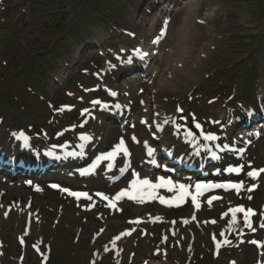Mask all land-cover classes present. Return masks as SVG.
Wrapping results in <instances>:
<instances>
[{
    "label": "rangeland",
    "instance_id": "rangeland-1",
    "mask_svg": "<svg viewBox=\"0 0 264 264\" xmlns=\"http://www.w3.org/2000/svg\"><path fill=\"white\" fill-rule=\"evenodd\" d=\"M149 3V0H0V119H3L0 142L10 145L11 133L23 128L28 130L31 126L38 129L39 125L50 120L49 109L39 96H45L53 102L54 107H59L60 103H71L63 91L80 94L72 82L78 81V86H81V82L93 84L92 71L102 67V58L98 54L100 49L110 57L108 50L118 51L122 46L133 48L139 45L137 35L131 39L124 32L134 30L139 19L145 15L151 17L150 20L155 19L153 34L161 29L165 20L169 21L167 31L171 33L169 40L161 47L150 48L151 52L158 51L159 55L141 62L134 60L133 64L108 77L111 85L120 88V93L133 89L148 100L145 107L139 106L136 100V119L133 120V113H129L124 120L127 122L125 127H129L132 121L137 125L140 115H147L151 120L153 110L160 114L159 120L165 122L174 114L176 103L197 112L200 117L214 118L227 108L240 110L239 106L255 105L254 99L264 79V0H201L198 18L192 20L194 27L190 24L182 26L179 16L186 7L182 3L180 6L173 7L172 4L163 7L165 1L162 0L158 4L159 13L154 9L150 12L145 10ZM118 8L113 15L109 14V10ZM188 9L184 10L185 14ZM200 18L206 20V24H198L197 19ZM175 49L184 51H177L183 58L173 56ZM177 61L180 62L177 64ZM142 66L146 67L141 72ZM132 75L139 82L145 78L147 88L143 87V92L136 87L139 85L127 82L129 77L133 78ZM59 76L64 83L57 86L54 79ZM6 101L11 103L7 105ZM153 101L157 103L154 109ZM65 118L69 121L73 117ZM118 119L121 120V117ZM109 124L116 128L107 134L105 148L118 133L120 125ZM231 130L232 122L227 126V132ZM170 136L166 127L164 137L172 142ZM248 140L250 151L244 156L234 157V153H229L224 158L242 161L247 167L264 165V136L257 143L253 139ZM238 142L241 143L240 140ZM200 144L197 141L196 146ZM257 144L261 146L257 148ZM180 147L185 148L182 143ZM237 147L241 148L240 145ZM215 168L214 165L211 167L212 170ZM99 173L89 181L93 182V187L107 189L103 182L94 183L104 177ZM60 176L76 185L81 184L77 176L70 172ZM36 179L42 181L39 177ZM6 192L0 190V196L6 201L12 200L16 204L15 209L24 208V193H30L29 189H21V193L14 190L9 195ZM43 193L32 194V215L36 216L39 211L38 220L30 222L23 218V212L15 209L5 217L0 213V264H17L23 256L24 264H42L43 258L44 264H90L92 260L95 264H185L184 261L186 264H254L256 259L264 256V251L257 252L247 244L248 239L236 237L235 234L232 236L235 241L232 248L222 249L217 254L209 241L212 230L207 226L191 229L188 237L192 241L185 237L187 242L166 234L169 239L167 245H161L156 230L149 228L145 238L138 235L131 237L121 243L114 255L105 254L103 245L111 234L125 225L126 216L139 212L132 211L131 205H126L121 214L109 216L102 237L92 242L94 225L101 224L94 213H81V217L73 203H68L54 192L45 190ZM254 193L249 203L259 206L264 200V185ZM243 198L250 201L246 195ZM237 199L238 196H227L225 202L233 204ZM61 205L63 211L57 207ZM150 211L163 212L168 218H173V211L176 210L174 207H159ZM56 217L57 224L53 222ZM80 221L82 228L77 229ZM171 226L178 225H170L166 221V227ZM224 227L229 234L235 228L241 230L239 226L229 227L226 224ZM163 228L161 222L159 229ZM22 236L24 243L19 239ZM175 240H179L181 246ZM34 245L39 247L40 254L34 250ZM157 248L166 254L154 253L153 250ZM94 250H99L97 256L92 254Z\"/></svg>",
    "mask_w": 264,
    "mask_h": 264
},
{
    "label": "snow or ice",
    "instance_id": "snow-or-ice-1",
    "mask_svg": "<svg viewBox=\"0 0 264 264\" xmlns=\"http://www.w3.org/2000/svg\"><path fill=\"white\" fill-rule=\"evenodd\" d=\"M169 21L165 20L164 21V25L161 27L159 34L155 36V38L152 40V44L153 45H159L161 43V41L163 39L166 38L167 35V26H168ZM123 51V50H122ZM135 56L139 57L141 60H147L149 59L152 55H159V52H155V53H150L148 51H142L141 49L137 48L134 50ZM119 58V57H118ZM127 64L131 65L134 63V57L133 56H128L127 58ZM112 67H115V65H112ZM141 92H143V89H140ZM118 93L115 91L111 92L112 96H116ZM94 105H100L102 108H108L109 105L107 103H102L100 100H95L92 102ZM141 103H143V101H141ZM121 105L120 104H116L115 108H120ZM182 111V110H181ZM84 112H88V109H84ZM168 121H165V123H167ZM219 123V122H216ZM176 127L179 129L181 127V125H176ZM195 127L197 129L201 128V125L199 123H197L195 125ZM15 135V134H14ZM188 137H191L193 139V141H195V134L192 131H188L187 133ZM201 136H203V139L206 141H216L218 139V136L215 135L212 132H203L201 131L200 133ZM19 138L22 139L24 141V144L27 145L28 143V136L24 135V133H20L19 134ZM91 137L87 136V135H82L81 139L84 140H88ZM133 139H135V137H133ZM81 147H83V145H81ZM225 148L228 147V145H224ZM240 151H243V149H240ZM149 155H152L153 150L151 148L148 149ZM118 153H123L124 156H128L129 152L128 149L125 146V142L123 139L120 140V142L118 144L115 145L114 150L105 153V154H101L100 156L96 157V161L94 162L93 165H91L88 169H85L84 171L90 172L92 171L97 164L100 163L101 160H113L114 157L118 154ZM48 155H53L52 152H49ZM69 156H76V155H82V153H75V152H70L68 153ZM213 155L215 156V153H213ZM109 168L113 167L112 164L108 165ZM243 165L238 166V167H232L227 169V171L230 172H236L239 173L243 170ZM121 171H124V169H121ZM264 173V168H252L250 171H247L246 175L250 178H252V180H256L258 177H260V175ZM133 176L137 177L136 179H133L130 182V187L129 188H124L121 191L117 192L114 196H109L104 192H96L95 196L99 197L101 200L103 201H107L108 203V207L112 208V209H116L117 208V202L122 200L123 198L127 197L129 200H133V201H141L143 202V200L145 198L147 199H154L155 198V190L159 189V188H166L169 192H172L173 190L177 191V194L175 196H173L170 199H165L164 197H160V202L162 204H182L185 202L187 197L191 198V202L193 203V205H195L196 208L200 207V202H199V197L203 196L205 192L209 191L210 189H225V190H232L234 189L237 193L240 192V190L242 188L245 187V182L243 180L239 181V182H233L231 180L228 181H224V182H219V183H215L213 181H198L195 185V191H190V188L192 187L191 185L188 184H184V183H179V182H174L170 177L169 178H165L163 176L159 177V182L158 183H153L150 179L148 178H143L140 179L139 178V174L133 172L132 173ZM52 188L54 189H59L62 192L66 193L68 196L70 197H74L77 200H80L81 198L87 199L89 201H91L93 199V197L88 193V192H83V191H74L70 188L67 187H61V185L59 184H53L51 185ZM257 187V184L253 183L250 186L247 187V191L251 192L253 189H255ZM40 189L37 187V191H39ZM217 199H221V197L218 196H210L208 198V204H212V202L214 200ZM249 199H251V196H249ZM228 212H230L232 214L231 220L232 223H235L237 221V213H243L244 214V223L245 225L251 229V231L255 232L256 228L253 227L251 221H250V217L256 215V213L254 212L253 209L251 208H247L245 209L242 205L241 206H236V207H230L228 209ZM228 213H224L223 215H227ZM8 213L5 212V216H7ZM261 215H264V213H262ZM156 220L161 219L160 217H156ZM193 220L196 219L195 216L192 217ZM135 223H140L139 218H137L136 221H134ZM185 223H187L188 221L185 220ZM212 223H215V221H212ZM260 228H264V223L260 224ZM134 231V229L132 230H126L124 232H121L119 235H117L113 240H112V244L115 246L116 242L118 240L121 239V237L126 236V235H131V232ZM27 234V233H26ZM97 235H99V233H97ZM221 235L223 236L224 233H221ZM21 243H24V238L23 236L19 238ZM214 240H216V237H213ZM230 241L228 240H224L223 244L227 245L229 244ZM251 243L253 244H257L260 247H264V243L259 242V241H251ZM221 243L219 241H217L216 243V247L217 249L221 248ZM105 251H107V248H105ZM92 264H95V262H92ZM232 264H234V262H232Z\"/></svg>",
    "mask_w": 264,
    "mask_h": 264
},
{
    "label": "bare ground",
    "instance_id": "bare-ground-1",
    "mask_svg": "<svg viewBox=\"0 0 264 264\" xmlns=\"http://www.w3.org/2000/svg\"><path fill=\"white\" fill-rule=\"evenodd\" d=\"M165 1V3H164V5H163V7H169L170 5L172 6V4L175 2V1H178V0H164ZM179 1H181V3L183 4V5H185L186 7L183 9V11H181V14H180V19H181V21H182V26L183 27H185V25H192L193 24V21L196 19V18H198V13H199V11H200V5H201V0H179ZM186 1V2H185ZM149 5H147V6H145V9H154L155 11H156V13H159V11H158V6L159 5H155V3H154V1L152 2V1H150L149 0ZM151 2H152V4H151ZM184 2V3H183ZM180 3V4H181ZM167 5V6H166ZM189 5V6H188ZM186 8L188 9L187 10V13L185 14V12H184V10H186ZM165 9V8H164ZM170 9V8H169ZM177 12H179L178 10H177ZM182 13H184L185 15L182 17L181 15H182ZM212 15L214 14V11H212V13H211ZM210 14V15H211ZM211 15V16H212ZM150 18L151 17H149V18H147V16L145 15V16H143L142 18H140L139 19V23L138 24H136L135 25V32L137 33V35H138V37L142 40V41H145V39L146 40H148V37H149V40L150 41H152V34H153V26H154V20H150ZM193 20V21H192ZM193 26V25H192ZM194 27V26H193ZM180 31H182V29L180 28ZM170 33H171V31L170 30H168L167 31V35H166V38L165 39H163L162 41H161V43L158 45L159 47H161L162 46V44L164 43V42H167L168 40H169V38H170ZM149 46H151V43H148L147 44V42H146V44H145V48H143V51H148L147 50V48H149ZM176 51H174L173 52V56H175V58L177 57V58H183V57H180L181 55H178L177 54V51H179L180 49H175ZM181 51V50H180ZM181 52H184V51H181ZM77 53H78V51H77ZM151 53V52H150ZM151 57H153V55L151 56ZM180 61H177V64L179 63ZM134 75H132V77H133ZM130 82V83H133L134 82V84L133 85H135V84H137L138 85V82H139V80H138V78L136 77H133L132 79L129 77V79L127 80V82ZM126 82V83H127ZM60 83H63V81H62V77H59V78H56L55 79V85H59L60 86ZM140 83L141 84H139V87H141V85L142 86H144L145 87V83H144V81H140ZM262 85L264 86V79H263V81H262ZM137 87V86H136ZM145 89H146V87H145ZM138 91V90H137ZM263 93V89H261V91H260V94H259V96L261 97V94ZM125 95L127 96V98H128V100H127V102H125V104H124V106L123 107H125L126 109H128V107L131 109L132 108V106H133V104H131L130 103V101H132V100H135L136 98H138L137 97V93H135L134 91H127V92H125ZM234 113L236 114V115H239V113H238V111L237 110H235V108H234ZM247 121V120H246ZM245 120H241L240 122L241 123H243V122H246ZM248 121H250V120H248ZM234 122H236V121H234ZM241 123H238V122H236V125L237 124H241ZM106 122L104 121V119L102 118V120H101V127H106ZM110 130H111V127L110 128H107L106 129V132H110ZM3 135H4V132H3ZM135 135H136V129H132L129 133H128V141H127V146H128V148H129V144H133L134 146H135V148L137 147V145H138V141H135V139H133V137H135ZM98 139H99V137H98ZM153 140H154V142L156 143V144H162L163 146H167V144L168 143H164L163 142V138L161 137V136H158V135H155L154 136V138H153ZM172 148V147H171ZM137 150V149H136ZM136 156H138V157H140V150H137L136 151ZM138 165H136L135 167L136 168H141L142 169V173H138L139 174V178L140 179H143V178H148V179H150L153 183H157V181L156 180H154L152 177H151V175H150V173H146V172H149L148 170H146V169H143L142 167H141V164H139V163H137ZM135 167H133V169H135ZM56 168V167H55ZM54 167H49L48 169H50V170H53V169H55ZM10 168L9 167H4V170H3V172H5V173H7V171L9 170ZM46 170V171H44V172H42L41 170H36V171H31L30 173H28L27 171L25 172V174L24 175H22V172H24V170L23 169H20V168H17L16 169V175L15 176H11V174H9V173H7L8 174V179H6V178H4V177H0V190H7V194L9 195L10 194V192H12V191H18V192H21V189H23V188H25L26 187V184H25V181H24V178H27L28 176L30 177V176H35V177H40V178H44L46 175H47V173H51V172H48L49 170ZM57 170H55L54 172H56ZM145 173V174H144ZM262 176H263V173L260 175V177H259V180L262 178ZM9 177H10V179L11 180H14V181H11V180H9ZM13 177V178H12ZM133 178L131 179V181L133 180V179H136L137 177H135V176H132ZM129 181H130V179H129ZM108 182H110V181H108ZM129 185V184H128ZM6 188V189H5ZM157 193H162L164 196H165V198H167V197H169V198H172L173 196H175L176 194H177V191L176 190H173L172 192H169L166 188H159V189H156L155 190ZM128 198L127 197H125V198H123L118 204H117V207H119L120 206V204H122V202L124 201H126L127 203H129L128 202ZM123 202V203H124ZM139 204H141V203H139ZM144 206H135V210L136 211H139V210H141V208H143V207H149V206H147V205H145V204H143ZM11 207V204L9 203V201H6V198H4L3 196H0V213H5V212H8V210L7 209H9ZM18 211V210H17ZM11 212L12 211H10L9 212V214L8 215H11ZM20 212V211H19ZM26 214L28 215V216H30L31 215V210H29V211H27L26 212ZM15 215V214H14ZM13 215V216H14ZM1 216V215H0ZM3 216V215H2ZM16 216V215H15ZM5 217V216H4ZM18 217V216H17ZM22 217V216H21ZM144 243V245H145V241L143 242ZM118 246V244H116V247Z\"/></svg>",
    "mask_w": 264,
    "mask_h": 264
},
{
    "label": "trees",
    "instance_id": "trees-1",
    "mask_svg": "<svg viewBox=\"0 0 264 264\" xmlns=\"http://www.w3.org/2000/svg\"><path fill=\"white\" fill-rule=\"evenodd\" d=\"M114 11L116 12V11H118V9H111V10H109L108 12H109V14L111 15V14L114 13Z\"/></svg>",
    "mask_w": 264,
    "mask_h": 264
}]
</instances>
